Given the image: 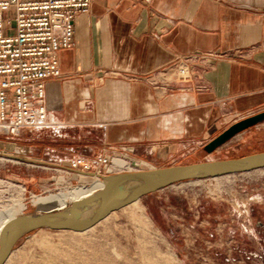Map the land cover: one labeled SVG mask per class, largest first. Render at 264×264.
<instances>
[{
	"label": "crops",
	"instance_id": "1",
	"mask_svg": "<svg viewBox=\"0 0 264 264\" xmlns=\"http://www.w3.org/2000/svg\"><path fill=\"white\" fill-rule=\"evenodd\" d=\"M74 26L60 75L46 80L51 134L34 132L61 167L105 145L161 166L264 109V0H94ZM194 53L192 79L175 80Z\"/></svg>",
	"mask_w": 264,
	"mask_h": 264
},
{
	"label": "rangeland",
	"instance_id": "2",
	"mask_svg": "<svg viewBox=\"0 0 264 264\" xmlns=\"http://www.w3.org/2000/svg\"><path fill=\"white\" fill-rule=\"evenodd\" d=\"M12 18L10 11L5 13L6 31L7 20ZM48 129H33L26 140L0 133V219L19 204L24 206L22 213L62 207L71 200L40 207L32 201V194L46 196L96 179L65 173L66 167L59 166L65 162L52 157L55 152L43 154L40 142L35 147L34 132L49 136ZM45 142L50 141L46 138ZM263 150L264 121L214 152L208 153L203 146L196 154L157 164L232 158ZM4 155L21 158L6 160ZM138 210L144 213L142 218L136 215ZM6 262L264 264V168L175 183L111 212L85 231L35 230L17 242Z\"/></svg>",
	"mask_w": 264,
	"mask_h": 264
},
{
	"label": "built area",
	"instance_id": "3",
	"mask_svg": "<svg viewBox=\"0 0 264 264\" xmlns=\"http://www.w3.org/2000/svg\"><path fill=\"white\" fill-rule=\"evenodd\" d=\"M93 1L0 0V133L15 137L24 129L49 127L46 80L60 75L59 51L74 45V21ZM9 11L13 18L7 20L6 31L5 13ZM200 56L194 53L180 58L175 80L192 79L191 61ZM250 114L235 115L233 122ZM68 163L65 173L76 170L77 176L92 179L153 167L124 145H105L91 158L75 155Z\"/></svg>",
	"mask_w": 264,
	"mask_h": 264
},
{
	"label": "water",
	"instance_id": "4",
	"mask_svg": "<svg viewBox=\"0 0 264 264\" xmlns=\"http://www.w3.org/2000/svg\"><path fill=\"white\" fill-rule=\"evenodd\" d=\"M263 121L264 109L238 119L207 142L204 150L208 153L214 152L240 132ZM260 168H264V150L232 158L157 166L103 175L101 178L106 183L105 187L80 200L58 208L37 210L15 216L0 235V264L7 261L22 237L35 230L49 228L85 231L111 212L175 183L216 178ZM87 175H92V173H87Z\"/></svg>",
	"mask_w": 264,
	"mask_h": 264
},
{
	"label": "bare ground",
	"instance_id": "5",
	"mask_svg": "<svg viewBox=\"0 0 264 264\" xmlns=\"http://www.w3.org/2000/svg\"><path fill=\"white\" fill-rule=\"evenodd\" d=\"M2 158L6 160L13 159L17 161L16 157L10 156V155H4L2 156ZM64 170H66V168L63 169L62 171ZM94 178L96 179L92 180L89 183L82 184L76 188L69 189V190H60L59 192L52 193L46 196L32 194V201L36 203L37 205H39L40 207H53L55 205L63 203L67 199H70L71 202L80 200L81 198H84L90 195L91 193L105 187L106 183L105 181L104 182L102 181L103 178L102 179L100 177H94ZM97 184H99V187H96ZM134 203H136V201ZM23 207L24 206L22 204L15 205L14 207L11 208L10 215L5 216L4 218L0 219V235L3 233L5 228L10 224L12 219L18 214L22 213L21 211ZM136 215L142 218L144 216V213L142 212V210H138Z\"/></svg>",
	"mask_w": 264,
	"mask_h": 264
}]
</instances>
